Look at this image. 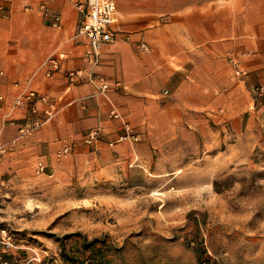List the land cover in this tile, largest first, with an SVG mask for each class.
<instances>
[{
    "label": "rangeland",
    "instance_id": "rangeland-1",
    "mask_svg": "<svg viewBox=\"0 0 264 264\" xmlns=\"http://www.w3.org/2000/svg\"><path fill=\"white\" fill-rule=\"evenodd\" d=\"M255 78L213 109L138 129L132 162L103 152L101 136L86 144L84 132L66 138L53 175L0 171V264H200L198 243L215 264H264V78Z\"/></svg>",
    "mask_w": 264,
    "mask_h": 264
},
{
    "label": "crops",
    "instance_id": "crops-1",
    "mask_svg": "<svg viewBox=\"0 0 264 264\" xmlns=\"http://www.w3.org/2000/svg\"><path fill=\"white\" fill-rule=\"evenodd\" d=\"M24 1L6 0L15 10L9 18L0 15V121L19 89L15 80L30 76L51 53L65 57L53 77L41 70L32 76V86L55 100L57 114L28 137L17 138V126L5 125L2 139H17L0 155L2 172L55 174L59 159L49 155L93 126L101 128L102 151L132 162L138 142L109 144L123 131L121 120L109 115L111 103L138 132L163 127L169 113L213 109L221 97L264 78V0H115L116 40L102 47L96 66L99 75L119 82L108 92L110 101L91 82L69 84L65 77L69 68L89 66L86 39L74 36L77 0H49L61 14L58 27L34 7L23 10ZM27 1L35 6L36 0ZM36 159L51 168L36 171Z\"/></svg>",
    "mask_w": 264,
    "mask_h": 264
},
{
    "label": "built area",
    "instance_id": "built-area-1",
    "mask_svg": "<svg viewBox=\"0 0 264 264\" xmlns=\"http://www.w3.org/2000/svg\"><path fill=\"white\" fill-rule=\"evenodd\" d=\"M81 16L76 24L74 36L84 37L87 47L83 58L88 61V68L74 67L65 70V77L69 84H79L91 82L96 93H101L110 101L108 92L119 82L111 83L108 79L99 75L96 66L99 63L101 49L104 45L115 42L117 30L113 24L117 20V6L115 0H77L75 2ZM35 8L44 13L50 19L51 25L58 27L61 24V14L52 10L49 0H36L35 6L32 2L25 4L26 9ZM0 12L5 17L9 16L10 8L3 0H0ZM142 46L145 47L144 43ZM61 53H51L47 55L38 65L35 71L41 70L45 77H53L62 68ZM35 71L23 80H15L13 84L19 87L18 91L8 103V108L3 112L0 121V155L6 152L9 145L19 137H26L34 134L42 126L55 117L58 111L55 100L52 96L32 86V76ZM238 72V70H236ZM5 100L4 93L0 92V106ZM109 115L121 120L123 131L118 136L109 141L115 142L128 141L136 142L140 135L130 123L123 118L119 108L111 103ZM15 124L18 130L17 138L5 141L1 133L6 124ZM101 136V128L93 126L88 128L83 136L86 144H94ZM71 150V143L63 144L54 152L57 159L67 155ZM47 162L44 159H37L35 169L38 172H45ZM51 174V172L49 173Z\"/></svg>",
    "mask_w": 264,
    "mask_h": 264
},
{
    "label": "trees",
    "instance_id": "trees-1",
    "mask_svg": "<svg viewBox=\"0 0 264 264\" xmlns=\"http://www.w3.org/2000/svg\"><path fill=\"white\" fill-rule=\"evenodd\" d=\"M193 249L199 259L200 264H215L214 260L210 256H203L204 250L201 243L195 245Z\"/></svg>",
    "mask_w": 264,
    "mask_h": 264
}]
</instances>
